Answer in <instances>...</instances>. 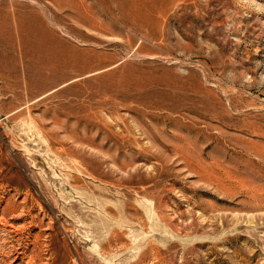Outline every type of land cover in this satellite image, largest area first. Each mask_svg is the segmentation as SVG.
<instances>
[{"label": "rangeland", "instance_id": "obj_1", "mask_svg": "<svg viewBox=\"0 0 264 264\" xmlns=\"http://www.w3.org/2000/svg\"><path fill=\"white\" fill-rule=\"evenodd\" d=\"M0 264H264V0H0Z\"/></svg>", "mask_w": 264, "mask_h": 264}]
</instances>
